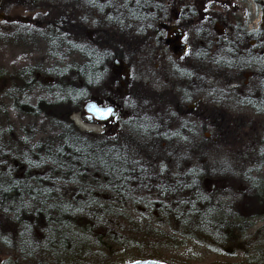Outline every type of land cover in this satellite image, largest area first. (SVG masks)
<instances>
[{
	"label": "trees",
	"instance_id": "1",
	"mask_svg": "<svg viewBox=\"0 0 264 264\" xmlns=\"http://www.w3.org/2000/svg\"><path fill=\"white\" fill-rule=\"evenodd\" d=\"M116 1L105 6L102 0H58V37L50 46L61 57L71 48L80 52L83 64L58 61V91L47 90L35 103L6 104L28 119L14 132L0 128L3 264H191L161 254L158 246L179 248L194 239L226 255L240 254L226 264H264V224L252 230L254 220L264 217V174L253 175L264 168V60L253 57L254 84L247 88L248 57L220 41L214 55L187 57L191 66L172 73L173 83L158 93L141 87L134 125L115 135L81 130L70 114L86 100L90 74L97 75L99 65L108 73L114 58L131 59L113 37L115 28L131 25L124 18L134 15L133 0ZM69 9L75 10L73 23ZM88 27L100 31L94 40L86 35ZM199 94L200 118L184 111ZM156 105L157 113L149 109ZM242 110L251 117L233 124L229 115ZM256 118L263 122L258 131ZM210 128L207 138L202 132ZM134 209L147 212L146 219L134 218ZM116 246L124 247L122 255Z\"/></svg>",
	"mask_w": 264,
	"mask_h": 264
},
{
	"label": "flooded vegetation",
	"instance_id": "2",
	"mask_svg": "<svg viewBox=\"0 0 264 264\" xmlns=\"http://www.w3.org/2000/svg\"><path fill=\"white\" fill-rule=\"evenodd\" d=\"M68 3L73 4L74 0ZM131 3L134 15L124 18L131 25L118 30L120 37L115 42L121 53L130 55L131 59L114 58L106 65L108 73L104 72L105 65H99L97 75L91 73L87 81V90L91 91L88 101L94 106L110 108L109 114L103 111L101 118L82 113L84 121L101 126L103 131L99 134H119L124 125H134L138 120L135 111L140 106L141 87H150L158 93L162 86L173 83L172 73L191 66L185 63L187 57L214 55L220 41L227 40L236 53L248 57L246 64L250 68L243 76H248L249 81L246 79L244 85L252 89L253 57L264 60V0H133ZM101 4L106 6L107 0ZM116 4L124 2L120 0ZM58 13V0L56 3L0 0V85L8 87L4 96L6 103H35L43 93L44 84L55 82L54 75L44 72L55 73L60 67L57 48L50 46L51 39L58 37ZM68 13L73 23L75 10L69 9ZM90 15L102 21L97 11H90ZM122 18L118 19L122 21ZM126 27L134 32H121ZM91 30L99 35L98 28ZM86 33L90 40L97 37L91 36L89 28ZM49 50L53 56L45 59L44 54ZM47 63L51 66L45 67ZM198 69L201 79L197 88L202 93L203 62ZM91 78L98 79L96 84H92ZM203 108L204 97L199 94L188 99L184 111L200 118ZM149 109L157 113L159 107ZM248 113L251 117V112Z\"/></svg>",
	"mask_w": 264,
	"mask_h": 264
},
{
	"label": "rangeland",
	"instance_id": "3",
	"mask_svg": "<svg viewBox=\"0 0 264 264\" xmlns=\"http://www.w3.org/2000/svg\"><path fill=\"white\" fill-rule=\"evenodd\" d=\"M89 28V27H88ZM93 27H90L89 30H90V34L91 36L93 37H96L97 36V32L91 30ZM96 35V36H95ZM45 52V51H44ZM53 56V54L50 52V50L48 52H45L44 54V57L45 59H51ZM56 58L58 61H65V58L66 60L69 59V62L73 65H82L83 64V56L81 55L80 52H76L74 49H70L69 50V53L67 54V56H59L56 55ZM50 67L51 64L50 63H47L45 64V67ZM76 66H74L73 68H75ZM76 69V68H75ZM46 75H54V72L52 71H49V70H45L44 72ZM234 78L233 75H227V78L230 79V78ZM57 79V78H56ZM248 80L249 81V77L247 76V78H245L243 80V83L245 80ZM144 80V79H143ZM145 80H147V78H145ZM144 80V81H145ZM232 83V82H230ZM169 84V83H168ZM239 85H241V83H239ZM59 80L57 79L54 83H45L44 84V88H43V94H42V97H44V95L46 94L47 90H52V92H55V91H58L59 89ZM0 91L2 92V94L0 95H5L8 90V87L7 86H4V85H0ZM48 96H51L50 94H48ZM4 97V96H3ZM45 98V97H44ZM84 101L82 102L81 106L83 105ZM6 102H4L3 104L0 102V105H2V109L0 111V128L3 127L4 125L6 126H10V128L12 129L11 131H15V129L13 128H18L20 129L21 127H23V124L25 123V119H28V118H21L19 115H17L18 113H15V111H8V109L6 108ZM33 105V104H31ZM75 104H73L74 106ZM195 106H197V104H195ZM81 112H77V113H74L72 112V115H71V120L75 122V124L81 129V130H85V131H91L92 133H96V134H99L101 133L103 130L101 128V126L99 124H91V123H88L86 121H84L81 116H82V113H84L82 111V107H81ZM242 113V114H240ZM19 116V117H18ZM250 117L248 111L245 112L244 110L238 112V111H234V114L231 113V115H229L228 118H230V121L233 122L234 124V121L235 118L237 119H242V117ZM227 118V117H226ZM254 120L253 121V126L255 128V130H259V127H260V124L262 123L263 125V122H262V119L261 118H256V119H252ZM251 120V122H252ZM4 122V124H3ZM49 125H52V124H49ZM125 127V125H124ZM124 127L122 130H124ZM258 128V129H256ZM261 129V128H260ZM254 130V131H255ZM204 134V136H206L207 138H212V129H207V130H204L202 132ZM232 147H235V146H232ZM264 174V168L259 170V171H255L253 173V175L255 176H259V175H263ZM213 185V183L211 182L209 184V186ZM27 187H31L33 188L34 187V184L30 183L27 185ZM132 216L138 220H144L146 219L145 217L147 216V212H140L139 210L137 209H134L132 212H131ZM262 224H264V217H261V218H258L256 220H254V226L252 228V230H256L259 226H261ZM162 229H165L166 231L168 230V227L167 225H163L162 226ZM132 247H135V246H129L128 248L132 249ZM3 248V247H2ZM158 250L161 254L171 258V259H175V260H181V261H187L188 263H191V264H226V262H233V261H236L237 259H239L241 256L240 254H233V255H226L225 253H223L221 250L219 249H215V248H212L202 242H199L198 240H188L186 242V244L184 246H181L179 248H176L174 247L173 245L169 244V243H163V244H159L158 246ZM116 254L117 256H120L124 253V247L123 246H116ZM7 257V254L4 253V250L0 251V264H3L5 262V258Z\"/></svg>",
	"mask_w": 264,
	"mask_h": 264
},
{
	"label": "water",
	"instance_id": "4",
	"mask_svg": "<svg viewBox=\"0 0 264 264\" xmlns=\"http://www.w3.org/2000/svg\"><path fill=\"white\" fill-rule=\"evenodd\" d=\"M119 62L122 63V61H119ZM92 104H93L92 102H88L85 105V110H87L88 112L94 113L99 118L102 116V112L104 110L107 112V114H109L110 108L103 109L99 106H94ZM208 180L209 179H206V181H208ZM124 264H169V263H167L165 261H159L157 259H137V260H134L133 262L131 261V262L124 263Z\"/></svg>",
	"mask_w": 264,
	"mask_h": 264
},
{
	"label": "bare ground",
	"instance_id": "5",
	"mask_svg": "<svg viewBox=\"0 0 264 264\" xmlns=\"http://www.w3.org/2000/svg\"><path fill=\"white\" fill-rule=\"evenodd\" d=\"M130 26V25H129ZM121 27H118V28H115L114 29V32H115V36L113 37L114 38V43L115 42H117V39H118V37H120L119 36V29H120ZM121 32H124V33H126V34H131V33H133L134 32V29H131V27H126V28H122V31ZM87 35V34H86ZM57 72V71H56ZM55 72V73H56ZM95 74V73H94ZM55 77V76H54ZM57 79L55 78V81H56ZM91 81H92V84L94 85V84H96V81H98V79H94V78H91ZM90 90H87L86 91V94H87V97H86V100L84 101V103H83V105H82V111L83 112H86V113H89V114H93L95 117H97L94 113H92V112H88L87 110H85V105L88 103V102H92V101H88V96H89V94H90ZM102 108V107H101ZM104 109V108H103ZM105 111V110H104ZM77 112H81V110H78V111H75V112H73V114L74 113H77ZM103 113V112H102ZM71 115H72V113L70 114V119H72L71 118ZM97 118H99V117H97ZM101 118V117H100ZM74 122V121H73ZM75 123V122H74Z\"/></svg>",
	"mask_w": 264,
	"mask_h": 264
}]
</instances>
